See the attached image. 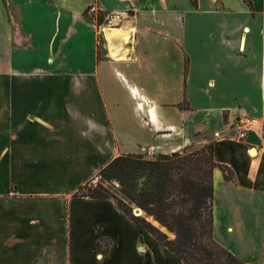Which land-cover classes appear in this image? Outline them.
I'll use <instances>...</instances> for the list:
<instances>
[{
	"label": "crops",
	"instance_id": "obj_1",
	"mask_svg": "<svg viewBox=\"0 0 264 264\" xmlns=\"http://www.w3.org/2000/svg\"><path fill=\"white\" fill-rule=\"evenodd\" d=\"M195 2L0 0V264H181L111 200L73 195L119 156L210 143L231 171L213 170V238L264 264V0ZM120 10L101 41L94 21ZM239 115L260 122L244 140Z\"/></svg>",
	"mask_w": 264,
	"mask_h": 264
},
{
	"label": "trees",
	"instance_id": "obj_2",
	"mask_svg": "<svg viewBox=\"0 0 264 264\" xmlns=\"http://www.w3.org/2000/svg\"><path fill=\"white\" fill-rule=\"evenodd\" d=\"M190 1L196 5L195 0ZM101 20L102 15H99L97 21ZM215 168L226 180L231 179V171L214 161L210 143L188 154L159 155L151 160L142 155L119 156L99 171L98 178L118 183L119 194L172 233L173 239L100 183L79 186L73 196L111 200L136 228L150 234L181 264H245L213 238L212 174ZM140 178L143 181L138 183ZM102 242L107 243L105 252L108 242ZM102 242L96 243L97 251L102 250Z\"/></svg>",
	"mask_w": 264,
	"mask_h": 264
},
{
	"label": "built area",
	"instance_id": "obj_3",
	"mask_svg": "<svg viewBox=\"0 0 264 264\" xmlns=\"http://www.w3.org/2000/svg\"><path fill=\"white\" fill-rule=\"evenodd\" d=\"M130 17L129 11L120 10L105 14L102 16V20L100 22L94 21L93 25L96 31H98L100 37L99 39L106 42L113 40L117 36L113 35L110 37V39H107V35L110 33V31L120 29L124 22L128 21ZM126 30L127 31L125 32H129L130 34V30ZM259 125L260 122L257 118L248 115H239L234 118L231 127L236 133V138L238 140H244L250 133L254 132L259 127ZM141 155L147 160L153 159L156 156L155 147L153 145L146 147Z\"/></svg>",
	"mask_w": 264,
	"mask_h": 264
},
{
	"label": "rangeland",
	"instance_id": "obj_4",
	"mask_svg": "<svg viewBox=\"0 0 264 264\" xmlns=\"http://www.w3.org/2000/svg\"><path fill=\"white\" fill-rule=\"evenodd\" d=\"M3 2H4V0H3ZM4 4V3H3ZM5 4H6V2H5ZM4 4V6L7 8V6ZM0 36H2V31H1V29H0ZM196 149H198V148H196ZM193 150H195V149H192V150H185V151H183V152H177L176 154H179V153H184V154H188V153H190L191 151H193ZM173 155V154H172ZM143 181V178H140V179H138L137 180V182L139 183V182H142ZM97 183H100V184H102L107 190H109L113 195H115V196H117V197H119L120 199H122L124 202H126L132 209H135V205H133L132 203H130L129 201H127L123 196H121L120 194H119V192H118V188H119V185H118V183H116V182H111V183H107V182H105L104 180H102L101 178H98V181L97 180H95V182H91V185H96ZM85 192H86V190H85ZM142 217H144L145 218V216H143V214H140ZM146 219V218H145ZM159 230H161L164 234H166L167 236H168V238H170V239H173V237H174V235L172 234V233H170L169 231H167V232H165L163 229H161V228H159V227H157ZM171 235H173L172 237H171ZM105 245H106V247H107V243H105V242H102V250L103 249H105L106 247H105Z\"/></svg>",
	"mask_w": 264,
	"mask_h": 264
},
{
	"label": "water",
	"instance_id": "obj_5",
	"mask_svg": "<svg viewBox=\"0 0 264 264\" xmlns=\"http://www.w3.org/2000/svg\"><path fill=\"white\" fill-rule=\"evenodd\" d=\"M134 212L136 213V214H138V215H140V214H143V216H145V218L147 219V220H150V221H152V222H154L157 226H159L161 229H163L165 232H167V230L165 229V228H163L162 226H160L151 216H148V215H146L144 212H142L139 208H137V207H135V209H134Z\"/></svg>",
	"mask_w": 264,
	"mask_h": 264
},
{
	"label": "bare ground",
	"instance_id": "obj_6",
	"mask_svg": "<svg viewBox=\"0 0 264 264\" xmlns=\"http://www.w3.org/2000/svg\"><path fill=\"white\" fill-rule=\"evenodd\" d=\"M119 36L120 35V33H119V30H115V31H110V33L107 35V39H110V37L111 36ZM131 36V35H130ZM109 42V41H108ZM116 46V45H115ZM121 48V47H120ZM124 48H125V46H124ZM110 49V48H109ZM116 51V50H115ZM111 56L112 57H115L116 56V54L115 53H111Z\"/></svg>",
	"mask_w": 264,
	"mask_h": 264
}]
</instances>
